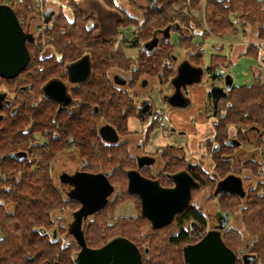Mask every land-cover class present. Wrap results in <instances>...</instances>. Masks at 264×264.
<instances>
[{"label":"trees","instance_id":"16d2710c","mask_svg":"<svg viewBox=\"0 0 264 264\" xmlns=\"http://www.w3.org/2000/svg\"><path fill=\"white\" fill-rule=\"evenodd\" d=\"M104 1L107 6L119 10L123 16L117 22L118 31L112 38L104 39L94 33L98 28L96 17L85 15L77 2L69 1L66 8L71 15L61 9V12L50 21L47 29L39 34L37 43L28 47L39 65L47 69L51 67L46 76H50L56 69L53 67L56 60H74L84 54L90 56L94 64L95 77L106 76L107 71L115 66L129 69L137 60L138 71L142 67L147 69L150 65L157 72L161 71L162 65L170 58L169 55L172 53L177 55V49H184L190 61L204 66L208 77L214 81L222 76L220 67L231 64L232 53L237 47L234 42L247 38H249L247 45L243 52L238 53L239 56L245 55L264 62L263 48L260 44L264 41V0H157V3L147 6L136 5L129 0L132 11L121 8L118 4L121 0ZM3 2L10 4L20 18L25 16L28 19L38 12L36 8L40 3L47 0H0V3ZM169 25L180 27L179 47L172 41L163 40L153 54L142 53L138 59L125 55L122 44L129 37L135 34L131 45L139 46L142 41L149 39L155 30L164 29ZM217 40L231 42L228 46L230 52L224 51L225 44L216 46ZM206 47L213 50L208 65L205 63L204 55ZM49 50L51 54H47ZM31 69L38 71L37 66L32 63L27 67L29 73ZM0 78L10 81L2 76ZM261 78V71L257 70L251 84L232 85L228 90L210 87L205 93L206 115L212 121L213 131V139L208 146L211 144L213 146L214 142L219 144L218 151L213 152L210 146L209 152L215 160L214 173H221L222 177L231 172L230 157L226 150L234 147L229 145V139L232 138L229 131L232 128H236L240 135L247 129L255 130L257 133L255 145L261 150L264 146V81ZM102 91L101 86H90L84 94L87 96L90 92ZM118 106L119 104L114 106L112 104V108ZM17 109L13 118L6 117L1 123L3 128L0 134V264H39L46 260L53 262L54 259H60L63 264H75L73 252L80 247L76 245L69 247L63 243L64 241L58 237L59 229L55 219L66 204L75 202L60 193L53 183L50 167L52 164L48 160V155L38 150L33 153L35 157L33 162L28 159L19 160L10 155L13 151L27 148L25 127L28 124L26 114L29 106L23 107L19 104ZM109 112L114 113L115 110ZM75 120L73 119L72 123L69 120V125L85 127L82 120H77V123ZM117 125L119 128L125 127V124ZM120 150L111 147V162L102 166L112 171L110 177L112 184L125 186L127 178L124 168L129 164L120 162L122 157ZM255 164L257 163L254 159L246 161L241 164L238 172H235L240 174L244 168ZM195 167L190 166V174L200 182L196 190L205 186L206 180L211 187L216 184L217 179L213 173L206 174L208 171L204 170L202 165H199L200 168ZM246 192L245 198L230 194L219 196L234 201L235 206L239 207L245 237L252 239L251 244L236 227L227 226L223 229L221 238L236 253L234 264L254 262L264 264V182L250 187ZM10 203L14 205L12 212L4 208ZM225 206L231 208L229 205ZM201 212L196 206L189 204L167 226L154 228L152 222L141 215V210L136 220L132 218L122 220L115 225L116 228L112 232L107 225L109 214L105 215L103 209L96 213L92 222L86 223L84 230L86 244L97 248L113 237L124 236L139 248L143 264H188L182 254L183 245L194 243L205 235L207 220ZM108 231L109 235L106 236ZM241 249L245 252L239 256L238 250Z\"/></svg>","mask_w":264,"mask_h":264},{"label":"flooded vegetation","instance_id":"af4514ba","mask_svg":"<svg viewBox=\"0 0 264 264\" xmlns=\"http://www.w3.org/2000/svg\"><path fill=\"white\" fill-rule=\"evenodd\" d=\"M149 1L150 3L146 5H137L147 6L157 3V0ZM46 5H48V2H44L41 5L42 7L39 6L41 11L35 13L33 17L28 19L25 16L20 18L17 15L20 20L19 23H21L24 31L27 34L30 33L32 36L30 39H27V47L37 43L39 34L47 29V26L51 23L50 21L57 15L53 8H47L48 6L46 7ZM62 7L64 6L58 7V9L61 10L63 9ZM49 9L54 12V15L50 21L44 22V12ZM166 28L155 30L152 36L142 41L139 46L131 45V41L134 40L136 36L135 34L129 37V39L122 44L125 55L132 59H138L142 53L147 55L153 54L152 52L159 47L160 42L163 40L172 41V33L180 31V27L173 26L169 34H166ZM96 31H99V29L97 28ZM96 31H94V33ZM96 34L101 36L99 33ZM101 37L104 38L103 36ZM112 37L104 39H110ZM30 50L31 49H29L30 60L27 67L32 63L37 66L38 71L31 69L29 73L26 67L15 77L8 79L10 81H15L14 84L10 83L12 85L9 87L10 93L7 91H0V94L4 96L0 102V134L1 128H3L1 123L6 117L8 119L13 118L18 110L19 104L23 105V107L29 106L28 114H26L28 115V124L25 127L27 148L13 151L10 155L15 152H24V157L22 154L19 155V157L12 156L19 160L28 159L32 162L35 160L33 153L38 150L48 155V160L49 162L51 161L52 164L50 167L53 183L59 189L60 193L75 202L74 204H66L63 210L59 211V213H61L62 211H66V208H69L72 211L71 219L73 220L66 225L67 227L64 231V235L60 234L58 237L61 238L67 246L70 243L71 245L80 247L79 250L73 252V260L76 264V256L82 249V246L78 244L79 242L76 236L70 231L71 227L74 225L75 214L82 207V203L80 200L76 198L73 199L70 196V193H72L75 188V185L71 182V178L80 172L103 174L112 184L110 178L112 176V171L102 166L105 163L111 162V147H116L119 150L121 149L122 157L120 162L129 164L128 167L124 168L125 177L127 178L126 185L121 186L113 183L112 187L114 189L111 196L113 194L126 195L127 193L129 196L136 197L139 203L141 201L139 194H132L128 190L129 175L133 172H136L139 176L147 180L156 182L159 186L166 189L175 187V174L185 172L191 176L190 166L192 165L198 168H200L199 165H202V168L206 170L203 164L207 162L204 157L210 155L207 146L213 139L212 121L210 120L211 124L209 131L200 135L198 143H201L195 147H193L194 139L190 140L191 136L188 138L186 134H188L189 131L184 126L176 128L175 126L169 125L167 122L170 121L172 124L171 121L175 119V113L178 112V109H189V107L196 103L193 89H195V86L199 83L193 85L184 83L175 84L177 68L185 61H188L191 65L200 67L204 70L203 79L206 77L207 71L203 68L204 66L196 65L190 61L187 55V58L180 59L179 56H175L174 53H172L169 55L170 58H167L162 65L161 71L155 72L156 70L150 65H148L147 69L142 67L141 70L138 71L139 61L137 60V62L130 65L129 69L115 66L107 71L106 76L95 77L94 64L90 60V56L84 54L74 60H56L53 64V67L56 69L50 73V76H46V74L51 71V67L47 69L39 65L36 62V57H32ZM130 50L135 51L136 54L133 56ZM44 53L45 51L42 52V54ZM48 53L51 54V50L47 51V54ZM84 58H87L90 62L89 75L84 80H73L72 76L69 74V67ZM233 58L234 56L232 60ZM222 68L225 70L224 73L221 72ZM220 74L222 76L214 79V81L208 77V81H210L209 88L220 87L227 89L225 81L227 71L225 67H220ZM40 79H42V81ZM53 81L58 82L53 86L47 87ZM232 85L234 84L232 83ZM90 86H101L103 91L86 93L87 96H85L84 91ZM94 89H100V87H95ZM178 90L186 100L185 106H175L171 102L173 95H175ZM49 91L55 92V96L58 98L56 99L50 96L48 94ZM207 91L205 93H207ZM203 99V106H200L202 108L197 107V112L198 115L200 114L205 120H208L206 115L207 110L205 108L206 95ZM112 104L113 106L119 104V106L117 108H112ZM110 110H115V112H109ZM116 111H118V113H116ZM73 119H76V123L77 120H82L83 126L85 127L78 128V126H76L77 124L74 125L75 127L71 126L72 124L69 125V120H71L72 123ZM37 122L38 125H36ZM119 123L125 124V127L119 128L117 125ZM79 129H81L83 133H81ZM107 130H110L111 136ZM106 135L110 137V139L117 138V140L110 141L109 138H106ZM174 136L177 138H174ZM233 139L234 137L230 138L229 142ZM202 142L205 144L204 147L206 151L201 152V156L199 157L197 155L191 157V153L196 152L197 147H200ZM218 145L217 142H214L213 146H211L213 152L219 150ZM228 156L230 160H235L236 158L233 153H229ZM194 158L197 159V162L193 160ZM213 159L214 158L211 156L209 160L215 164V160ZM68 162L76 163L77 167L68 166ZM236 164H238V160H236ZM57 166H61L64 169L56 173ZM236 167L238 168V166ZM212 172L214 173L215 171L213 170ZM227 173V175H239V173L233 170ZM217 174L218 173L213 174L216 179L218 177ZM224 177H218L216 185L218 181ZM192 178L195 182H199L193 175ZM194 190H196V187L192 189L191 198ZM108 203H106L101 210L105 209ZM141 205L140 203V211L142 210ZM4 208L12 212L14 210V205L10 203L5 205ZM96 213L88 215V217L94 216ZM180 213H176L174 218ZM88 217H84L83 219V231L87 226ZM55 219L60 227L62 222L59 220L61 217L57 216ZM216 223H218V225L212 226L211 229L222 227V225L225 224V220L220 216ZM60 229L62 228L60 227ZM59 260L54 259L53 262L46 260L39 264H63Z\"/></svg>","mask_w":264,"mask_h":264},{"label":"water","instance_id":"95a60500","mask_svg":"<svg viewBox=\"0 0 264 264\" xmlns=\"http://www.w3.org/2000/svg\"><path fill=\"white\" fill-rule=\"evenodd\" d=\"M54 12L47 10L44 12V22L50 21ZM20 20L12 6L9 4H0V76L10 79L21 73L29 64L30 54L27 49V39L32 36L26 33L22 28ZM169 26L165 33L169 34ZM176 29V28H175ZM177 78L175 84H197L202 80L204 70L200 67L191 65L185 61L177 68ZM90 72V62L87 58L73 64L69 67V74L73 80H84ZM231 75L225 77L227 90L233 83ZM58 81L51 82L47 87L53 86ZM65 93V91H64ZM52 97L55 92L49 91ZM62 94V93H61ZM178 90L173 95L171 102L175 106H185L186 100ZM0 94V102L3 99ZM1 105V103H0ZM111 136L110 130H107ZM111 141L117 138L110 139ZM230 146H238L240 142L236 139L230 140ZM24 155V152H15V157ZM129 188L132 194H139L142 204V216L147 217L154 228L167 226L176 213L182 212L191 199V192L199 184L195 182L192 175L185 172L175 174V187L163 188L156 182L147 180L139 176L136 172L129 175ZM75 185L70 196L81 201L82 207L76 212L74 225L71 231L77 238L78 244L82 246L76 256V264H143L142 255L135 243L126 237H116L106 242L103 246L97 248L88 247L82 228L84 217L94 214L101 210L109 202L113 187L108 178L103 174H89L80 172L71 178ZM220 194L238 195L246 197L244 181L240 175L229 174L219 180L215 186L214 195ZM227 224V223H225ZM222 225L219 228H213L198 241L190 243L183 248L182 254L188 264H234L237 255L226 245L222 237V231L226 227Z\"/></svg>","mask_w":264,"mask_h":264},{"label":"rangeland","instance_id":"374dc122","mask_svg":"<svg viewBox=\"0 0 264 264\" xmlns=\"http://www.w3.org/2000/svg\"><path fill=\"white\" fill-rule=\"evenodd\" d=\"M70 1L77 2L78 7H80V10L85 15H95V17H97V19L101 21L102 30L96 31L95 33H99L104 38H109V36H110V33H108L110 31L109 28L115 27L117 20L120 19V17H123L121 14L118 13V10L111 9L110 6L108 7L107 3H105L104 0H70ZM132 1L135 2L136 5L137 4L146 5V4L150 3L149 0H131V2ZM203 1H202V3H203ZM47 2H49V1L47 0ZM3 3H5V2H3ZM3 3H0V4H3ZM43 3L44 2H42L40 4V6ZM5 4H7V3H5ZM118 4H119V6H121V8L125 9L126 11H132L131 6L129 5L130 4L129 0H121V1H119ZM46 7L52 8L51 5H49V4L46 5ZM62 8L65 10L66 13H68V15H71V12L69 11L68 8H66V6H64ZM36 9H38V12L41 11L39 6ZM53 9L55 10L56 14L61 12V10H59L58 8H53ZM178 38H179V33L173 32L172 38H171L172 43L178 45V47H179ZM248 39L249 38L243 39V40H241V42H245V44L247 45ZM217 42L218 43L216 46L220 47V45L225 44L226 47H225L224 51L226 53L230 52L228 46L230 45L231 42L221 41V40H217ZM236 42H234V43H236ZM245 44H243L241 46L242 51H244V49H245ZM260 44H261V46H264V41L260 42ZM205 49H206L205 54H204L205 55V63H206V65H208L210 62V58H211L210 54L213 52V50L210 47H206ZM176 51H177V53H176L177 55H175V56H179L180 59L187 58V56H186L187 54H186L184 49H177ZM130 52H131V54H133V56L136 54V52L133 50L132 51L130 50ZM236 53H238L237 47L235 48L234 52L232 53L235 59L233 58V60L229 66H227V67L223 66L226 68L227 75L232 76V78L234 80V85H239V86L248 85V84H244V83L249 82V80L252 79V75H254L257 70H260L261 74L264 73V62L261 65L262 67H259L255 63L252 64L248 60V58L249 59H255V60L259 61V63H261L262 62L261 59L251 58V57H248L245 55L239 56L237 58ZM262 53L264 54V51ZM208 80L209 79H208V76L206 74V77H204V79L202 78L201 82L195 86V91L197 92V94H196V98H195L196 103H194V105L189 107V109L188 108L178 109V113L183 115L182 120L180 119V117H178V119L175 118L173 121H171L172 124L170 123V121L167 122L169 125L175 126L176 128L184 126L190 133V134L185 133L188 136V138L191 136L190 140L194 139V146L193 147H195L201 143V142L198 143V141L200 140V135H203L204 133H206L210 129V124H211L210 119L205 120V118L202 117V115H200V114L198 115V112H197V107L203 106L204 102H201V100L202 101L204 100L203 99L205 96L204 93L208 90V88L210 86V81H208ZM14 82L15 81H5L4 79L0 78V91H7L10 93L9 87L12 86L11 84H14ZM200 108H202V107H200ZM260 131H259V133H260ZM229 132L231 133V136L234 137V139H236V140L238 139L241 143L238 146H235L231 149L226 150L228 153H233V155H235V157H236L235 160H232V161L230 160V162H229V166H231L230 167L231 170H233L234 172L235 171L238 172V169L242 163H245L246 161L250 162L253 159L257 163L255 165H253L252 167L249 166L248 168H244V171H241L239 174L242 177V179L244 180L245 189L249 191L250 187H254V186H256V184L264 182V146L261 150L260 147L258 148L255 145V139L257 136V133L255 132V130L253 131V130L247 129L246 131L241 132L242 135H240V133H238L236 128H232ZM185 134H183V135H185ZM243 135H244V137H243ZM174 138H177V137L174 136ZM204 146H205V144H203V142H202V145L200 147H197V151L191 153V157H193V155H197L198 157L201 156V152L206 151ZM210 146H212V144L207 146L208 150H210V148H211ZM204 158L207 161L206 163L203 164V165H205L204 167L208 171V172H206V174L207 173L208 174L213 173L212 171L213 170L215 171V168H214L215 164L209 160V159H211V156L206 155ZM193 160L195 162H197L196 158H194ZM236 160H238V164H236ZM76 165H77L76 163L68 162V166H70V167H72V166L77 167ZM63 166H65V165H63ZM236 166H238V168ZM258 168H261V169H258ZM63 169H64L63 167L57 166L56 167V173H58L59 171H61ZM218 174H219L218 177L222 176L221 173H218ZM218 177H217V179H218ZM209 185H210L209 181L206 180V185L202 186V188H200V189L194 190L192 193V198H191V200H189L190 201L189 204H193L194 206H196V208H198L200 211H202L201 213H203L206 216L207 225H206L205 234L207 233V231H209L211 229L212 226L218 225V223H216L217 219H218V217L222 216V218L225 220V223H227V224H225L226 227L229 226V227L238 228L239 230H241L243 232V233L242 232L241 233L245 237V230H244V226L242 225L243 223L241 220V214L239 212L240 211L239 207L235 206L234 201H230L229 199H222L221 196H219V197L214 196L215 186L211 187ZM228 202H229V204H228ZM233 204H234V206H233ZM139 205H140V203L136 197H132V196L125 195V194L124 195L113 194L110 197V201L108 203V206L104 209L105 215L107 213L109 214V216H108L109 222L107 224L108 227L110 228L109 230L114 232V229L116 228L115 225H117L122 220H128L131 218L133 220H136V217L138 215H140V206ZM225 205H229V207H231V208H228ZM233 210H236V211L233 212ZM57 216L61 217V219L59 221L62 222L60 224V227L62 228V230L60 229L59 224H58L57 228L59 230L57 232H59V235L60 234L64 235V233H65L64 231L66 230V227H67L66 225L73 220V219H71L72 218V211L69 208H66V211H62L61 213H58ZM95 217H96V214L94 216L88 217V219H89L88 222H92V219H95ZM222 233H223V231H222ZM108 235H109V231L106 232V236H108ZM113 238H111V239H113ZM245 239L247 241H249V243H250V240H252V239H247L246 237H245ZM63 243L66 244L65 242H63ZM69 244H68L69 247L73 246V245H69ZM186 245H188V244L183 245V248ZM245 250H246V248H245ZM238 252H239L238 255L242 256L245 251H242V249H241V250H238ZM252 264H257V262H254Z\"/></svg>","mask_w":264,"mask_h":264},{"label":"crops","instance_id":"0c3cea01","mask_svg":"<svg viewBox=\"0 0 264 264\" xmlns=\"http://www.w3.org/2000/svg\"><path fill=\"white\" fill-rule=\"evenodd\" d=\"M48 1H49L48 4H50L52 8H58V7H61V6H66L67 3H68L70 0H48ZM108 7H109V6H108ZM110 8L115 10V8H113V7H110ZM116 10H117V9H116ZM118 13L121 14L119 10H118ZM94 16H95V15H94ZM95 19H96V20L98 21V23H99V27H98V29H99V30H102V24H101V21L98 20L97 17H96ZM120 19H121V17H120ZM118 20H119V19H118ZM118 20H117V22H118ZM117 22H116V26H115V27L109 28V30H110V31L108 32V33H110V36H109V37H112L114 34L117 33V32H116V31H118V25H117ZM243 44H245V42H241V41H237V42H236L238 53L243 52L242 49H241V46H242ZM245 46H246V44H245ZM262 48H263V51H264V46H262ZM238 53H236V54H237V58L239 57ZM234 59H235V58H234ZM248 60H249V62H251L252 64L255 63L257 66L262 67L261 65L263 64V60H262L261 63H259V61L255 60V59H249V58H248ZM256 72H257V71H256ZM253 77H254V75H252V79H253ZM252 79H250L249 82L244 83V84H251V83L253 82ZM262 79H263V81H264V73H262ZM232 80H233V79H232ZM233 84H234V80H233ZM196 94H197V92L195 91V89H193V95L195 96V98H196ZM201 102H202V100H201ZM178 117H180V119L182 120L183 115L180 114V113H178V112H176V113H175V118L178 119Z\"/></svg>","mask_w":264,"mask_h":264},{"label":"built area","instance_id":"2783aa9c","mask_svg":"<svg viewBox=\"0 0 264 264\" xmlns=\"http://www.w3.org/2000/svg\"><path fill=\"white\" fill-rule=\"evenodd\" d=\"M221 72H222V73H224V72H225L224 68H222V69H221Z\"/></svg>","mask_w":264,"mask_h":264}]
</instances>
